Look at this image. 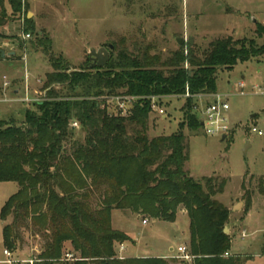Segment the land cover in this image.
<instances>
[{
  "label": "trees",
  "instance_id": "obj_1",
  "mask_svg": "<svg viewBox=\"0 0 264 264\" xmlns=\"http://www.w3.org/2000/svg\"><path fill=\"white\" fill-rule=\"evenodd\" d=\"M7 3L10 11L0 0V28L25 7V0ZM31 21L25 19L27 31L34 35L31 44L49 55L53 70L43 85L47 94L25 109L23 125L0 119V183L18 186L0 211L5 249L16 250L23 231L31 230L45 237L33 264H54L67 253L74 256L71 264H242L236 254L225 257L231 238L223 228L230 215L216 196L227 182L217 175L198 181L189 175L183 128L195 132L200 126L194 96L215 91L219 68L264 56V22L256 25L263 39L259 45L254 39L231 36L212 40L203 49L188 41L163 59L148 48L130 51L121 40L113 43L116 56L103 67L70 70L50 56L52 40ZM3 38L8 36L0 32V44ZM186 90L190 96L184 98L178 130L147 135L150 96ZM116 96L132 97L127 114L109 112L105 101ZM74 121L84 132L82 141L73 138ZM102 186L100 205L93 207L89 199ZM179 207L189 218L190 262L117 256L115 244L131 239L112 229L113 209L174 222ZM65 242L71 250L62 252Z\"/></svg>",
  "mask_w": 264,
  "mask_h": 264
},
{
  "label": "rangeland",
  "instance_id": "obj_2",
  "mask_svg": "<svg viewBox=\"0 0 264 264\" xmlns=\"http://www.w3.org/2000/svg\"><path fill=\"white\" fill-rule=\"evenodd\" d=\"M4 7L10 11L7 0ZM30 18L35 29L52 40L50 56L70 70H79L87 64L90 48L107 47L121 40L130 51L148 48L163 59L180 43L185 48L191 39L202 49L210 41L226 36L254 39L259 45L263 39L256 34V25L264 22V0H25L22 14L13 18L7 29L1 28L8 36L1 39V45L5 43V50L16 49V54L0 62V119H13L18 125L24 124L25 109L33 107L31 102L20 100L43 98L48 91L43 86L47 72L53 70L49 55L31 44L34 35L25 23ZM26 32H31L29 38L24 37ZM109 55L116 56L113 48ZM4 79L8 86L3 85ZM215 84L214 92L194 97L200 126L195 132L183 128L189 151L185 168L196 181L217 175L227 182L216 196L230 215L226 227L231 250L225 257L236 254L242 264H264V56L238 61L231 69L219 68ZM215 95H221L229 105L222 115L226 127L208 134L201 111ZM105 103L112 114L118 113L117 109L127 114L132 106L131 100L120 96L108 98ZM184 103L183 97L163 99L161 108L166 115L149 113L147 135L176 132L184 119ZM119 104L122 107L117 108ZM253 127L263 134L253 131ZM73 128V138L82 141L84 132L79 124ZM103 189L92 193L89 203L93 207L100 205ZM17 191L15 182L0 183V211ZM110 218L112 229L131 239L123 242L122 250L115 244L119 257L176 255L179 244L188 246L189 218L184 208H178L174 222L119 208L111 211ZM4 224L0 219V261L7 258L3 254ZM23 237L16 250L8 248L14 261L10 264H28L26 260L37 257L42 250L45 237L31 230H24ZM69 250L71 244L65 242L62 252ZM72 261L63 257L54 264Z\"/></svg>",
  "mask_w": 264,
  "mask_h": 264
},
{
  "label": "built area",
  "instance_id": "obj_3",
  "mask_svg": "<svg viewBox=\"0 0 264 264\" xmlns=\"http://www.w3.org/2000/svg\"><path fill=\"white\" fill-rule=\"evenodd\" d=\"M25 38H29V34H24ZM3 78H5V76H3ZM9 82L7 80L4 79L3 81V85L4 86H8ZM239 87L241 89L244 88V84L243 83H239ZM261 93L264 94V88H262ZM240 94H243V91H240ZM190 94L188 92V90H186V92L184 94H179V95H162V96H150V103H151V110L152 111H156L157 113H159V115L161 116H165L166 114L164 113V109L161 108V104L160 102L163 101V99H169V98H179V97H189ZM196 96H207L204 93H199L196 94ZM118 97V96H117ZM195 97V96H194ZM44 98V97H43ZM43 98L36 100V99H29V97H25L22 98L20 101L28 104V103H32L34 101H40ZM127 100H131L132 97L130 98H125ZM122 107L120 104L117 106V108ZM229 105L227 104V102L223 99V97L221 95H215V97L212 99V102H208L206 108L204 111H201V116L203 117L202 119V124L207 128V133L208 134H213V132L215 131V129H224L226 126L223 124L224 123V118H223V113L226 112L228 110ZM197 109V107H196ZM72 126L77 127L78 126V122L74 121L72 123ZM253 131H256L259 135H262L263 132H261L260 130H257L256 128L253 127L252 129ZM146 220H143V223H146ZM119 249L122 250L123 249V243L119 245ZM3 254L6 255V259L4 260V262L6 263H12L14 262L12 260V254L8 249L3 250ZM225 255H228V253H226ZM176 258H178L181 261H187L190 262L192 260V255L189 252V249H187L186 245H180L177 247V254L175 256ZM65 258L67 260L69 259H74V256L72 253H67L65 255ZM28 262V264H33L34 263V259H29L26 260Z\"/></svg>",
  "mask_w": 264,
  "mask_h": 264
},
{
  "label": "water",
  "instance_id": "obj_4",
  "mask_svg": "<svg viewBox=\"0 0 264 264\" xmlns=\"http://www.w3.org/2000/svg\"><path fill=\"white\" fill-rule=\"evenodd\" d=\"M178 42H180V39H178ZM190 43L191 44L193 43L192 39L190 40ZM112 48H113V45H111V44L107 45V47L106 46H100L97 49L90 48L87 52L88 64L85 65V68L86 69H93L96 66L97 67H103L110 60L109 52H110V50H112ZM0 54L2 57L5 54L2 49H0ZM13 54L14 53H11V54L7 53L6 56H11ZM223 231L225 233H228L226 226L223 228Z\"/></svg>",
  "mask_w": 264,
  "mask_h": 264
},
{
  "label": "crops",
  "instance_id": "obj_5",
  "mask_svg": "<svg viewBox=\"0 0 264 264\" xmlns=\"http://www.w3.org/2000/svg\"><path fill=\"white\" fill-rule=\"evenodd\" d=\"M5 29H7V26H5ZM0 32H2V30H1V28H0ZM6 34V33H5ZM5 44V43H4ZM4 44L3 45H1L0 44V49H2L3 51H4V56L2 57L1 56V54H0V57L2 58V60H0V62L1 61H5V59H6V55H7V53H9V54H11V53H14L13 55H11V56H14L15 54H16V49H8V50H5V47H4ZM8 101H11L10 99H7ZM162 117H164V115L162 116ZM179 246H180V244H179ZM168 249H170V250H173V248H172V246H169L168 247ZM12 253V252H11ZM13 255V254H12ZM152 256V255H151ZM151 256H144V257H151ZM156 257H162V258H166V259H168V258H176L175 256L176 255H167V256H165V255H155ZM6 259V258H5ZM4 259V260H5ZM4 260L3 261H0V262H2V264H4V263H6V262H4ZM18 260V259H17ZM24 260V259H23Z\"/></svg>",
  "mask_w": 264,
  "mask_h": 264
},
{
  "label": "flooded vegetation",
  "instance_id": "obj_6",
  "mask_svg": "<svg viewBox=\"0 0 264 264\" xmlns=\"http://www.w3.org/2000/svg\"><path fill=\"white\" fill-rule=\"evenodd\" d=\"M87 64H88V62H87Z\"/></svg>",
  "mask_w": 264,
  "mask_h": 264
}]
</instances>
